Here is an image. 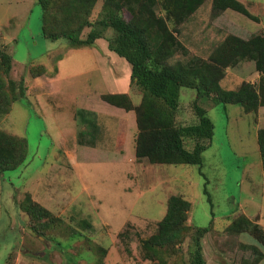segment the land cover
I'll use <instances>...</instances> for the list:
<instances>
[{"label":"rangeland","instance_id":"obj_1","mask_svg":"<svg viewBox=\"0 0 264 264\" xmlns=\"http://www.w3.org/2000/svg\"><path fill=\"white\" fill-rule=\"evenodd\" d=\"M12 2V7L22 3ZM0 3L5 4V0ZM203 4L206 6L202 19L198 20L206 23L208 16H213L212 1ZM101 5L102 0H98L90 20L98 16ZM17 11L11 25L0 27V47L12 56L10 78L23 83L25 97L12 104L10 112L0 121V129L24 138L27 153L21 165L0 176V264H151L142 258L140 240L155 232L171 195L182 197L190 207L186 221L189 230L181 245L175 247V253L166 258L168 264L189 263L197 228H208V233L200 239L206 264L256 262L260 252L264 254L257 241L264 242L261 234L264 229L258 223L260 220L264 223V212L257 214L250 202L242 206L251 196L242 180L246 165H257L259 154L250 133H245L246 145L237 142L223 112L225 105L214 104L209 113L214 134L202 153L200 168L136 160L133 148H124V142L120 144L123 135L121 130L117 131L116 123L125 111L119 112L120 116L117 108L102 99L110 94L115 81L120 90L129 85L130 65L122 59L118 61L120 58L114 53L99 58L89 47L75 49L64 39L44 38L41 8L37 3L30 2L29 10ZM228 11L231 21L236 23L222 26L224 30L217 27V46L226 38L222 39L227 34L225 28L249 35L248 38L264 34L254 31L252 19ZM155 13L163 16L158 7ZM237 18L247 27H237L241 25ZM222 19L227 21L229 17ZM192 30V41L200 37L207 39L209 36L205 34H210L202 31L201 35L200 28L194 33ZM87 31L88 28L82 32V37ZM106 35L112 36V32ZM176 40L180 43L177 37ZM184 51L175 54L169 62H187L191 54L185 48ZM40 65L45 70L39 75ZM220 84L228 90L236 87L235 83L224 80ZM180 92L178 123L192 124L190 103L196 92L191 89ZM129 94L137 105L140 91L133 86ZM206 101L203 99L201 105ZM81 110L89 121L100 124L97 130L90 129L96 135L94 149L78 147L83 126L79 124L77 111ZM230 120L234 124L237 116L231 114ZM128 127L129 135L134 134V142L137 133L134 121ZM186 146L189 148L190 143ZM253 172L257 174V166ZM260 190L264 191V185ZM26 193L60 221L47 230L45 237L30 229L29 217L19 208ZM258 202L264 208V199ZM73 231L79 234L71 236Z\"/></svg>","mask_w":264,"mask_h":264},{"label":"trees","instance_id":"obj_2","mask_svg":"<svg viewBox=\"0 0 264 264\" xmlns=\"http://www.w3.org/2000/svg\"><path fill=\"white\" fill-rule=\"evenodd\" d=\"M97 1L37 0L42 14L41 34L52 41L64 39L70 48L75 49L93 47L96 40L103 39L110 52L130 65V87L140 91L139 103L133 104L131 97L125 93L106 94L102 99L111 106L134 112L136 160H146L151 164L196 165L200 168L202 153L209 147L214 134V125L201 100L238 105L247 114H255L260 106H264V34L248 39L227 35L207 59L191 57L187 62L170 63L169 59L175 54L185 52L174 36L177 27L206 0H102L98 16L90 20ZM211 1L213 16L233 10L257 20L237 0ZM155 7L163 13L162 17L156 15ZM169 25L172 27L169 28ZM86 28L88 31L82 37ZM109 31L112 36L106 35ZM242 61L254 62L255 70L261 75L259 83L242 82L235 90H224L220 81L225 76V69ZM11 69L12 56L0 47V121L10 112L13 103L25 97L23 83L10 78ZM44 70L40 65L39 75ZM183 88L196 92L190 103L192 124L178 123L180 91ZM77 117L83 126L79 144L94 145L96 135L91 134L90 129L97 130V124L89 121L82 110L77 111ZM187 143H190L189 148ZM257 144L264 174V128L257 133ZM26 153L24 138L0 129V176L21 165ZM204 194L212 206L206 189ZM189 207L190 203L182 197L171 195L168 198L165 215L157 223L155 232L149 238L140 240L144 260L151 264H168L166 258L175 253V247L181 245L189 230L186 225ZM19 208L29 217L30 229L39 236L45 237L47 230L60 222L28 193L19 203ZM84 224L89 226L87 222ZM206 232L208 228L196 229L188 264H206L200 243ZM76 234L79 233L73 231L71 236ZM123 234L120 233L119 237ZM261 234L264 235V232L261 231ZM257 241L264 249V242ZM56 245L60 246V242ZM263 256L260 252L258 260L252 264H258Z\"/></svg>","mask_w":264,"mask_h":264},{"label":"crops","instance_id":"obj_3","mask_svg":"<svg viewBox=\"0 0 264 264\" xmlns=\"http://www.w3.org/2000/svg\"><path fill=\"white\" fill-rule=\"evenodd\" d=\"M21 1L23 4L20 3L21 5H18L17 7H12V5H13L12 0H5V4L0 3V27L11 25L12 21H15L14 18H16V15H18L17 10H24V9L29 10V3L30 2L32 5H35L37 3V0H21ZM239 1L243 5H245V7L247 8L248 11L249 10L251 11V9L257 10V12H255V13L251 12L252 15L257 17V21H252V20H250V21L255 24L256 29L254 31H256V32L260 31L261 33H264V0H239ZM206 4H202L191 16H189V18L186 19L185 22H183L181 25H179L177 27L176 32L174 33V35L177 37V39L180 41V43L186 49L187 53L191 54V57H199V58L207 59L210 56V54L212 53V51L214 50V48L217 47V42H215V40H217V38H218L217 32H219L217 27L221 28L220 30H224L223 27L231 26V25H229V23H231V24L236 23V22L231 21L232 17L230 14H228V12H231V11H228V10L221 13V15H216V16L210 15V16H208L206 23L201 22L200 20H198V18L202 19L201 14L203 13V10H204V7L206 6ZM11 10H16V12H11ZM226 16L229 17V20L224 21L222 18H224ZM235 20L241 22L240 23L241 25L236 24L237 27L238 26L247 27L244 24V22L239 20L238 18ZM197 28H200L199 33H201V35H203L202 31H203V33L204 32L206 33V31L209 32L210 34H205V36H209V37L207 39L200 37V39H196V40L194 39V41H192L191 37L193 35L191 33V30L193 29L192 32L194 33V31ZM225 31L227 32V34L222 39H224L229 34L236 35L242 39H247L249 36V35L243 36L237 32L233 33V32L227 31L226 28H225ZM247 33L250 34V32H247ZM99 44H101V45H99ZM97 46L99 47V49L97 48ZM89 48L94 50L92 52H94V54H96V56H98L99 58H101L103 55L113 56V55H111L112 52H110L107 49V43L103 39L96 40L95 45L93 47H89ZM119 60H120V62H122L121 59H118V61ZM130 74H131V68H130ZM260 77H261V75L259 72H257L255 70L254 63L252 61H242L233 67L226 68L225 69V76L220 81V83L223 80L229 82L230 84L235 83L236 87L233 89V90H235V89H237V87L240 86V84L242 82L250 83L253 85L258 84ZM110 78H113L112 75L110 76ZM114 85H115L114 87L109 89L110 93H112V94L113 93H126L130 96V94H129V93H131L130 81H129V85L126 86L125 88L122 87L123 89H121V90L118 89L121 87L118 86L116 81H115ZM220 86H221V84H220ZM221 87L223 88V86H221ZM183 89H185V88H183ZM223 89L230 91V90L225 89V88H223ZM180 96H181V92H180ZM200 102H201V104H203V100H201ZM214 106H215L214 103H212L211 101H208V100L206 101V103H204L203 107L206 109L208 117H209L210 111L212 109H214ZM88 109H90V108H88ZM116 110H118V112H117L118 114H119V112L125 111V110L120 109V108H117ZM125 112H124V114H128V113L129 114L132 113V114H130V115H124L123 114V117L121 116V113L119 114L121 116V118L116 123L117 124V131L121 130L120 132L123 135V141L120 144L123 145L122 143L124 142V148H126L127 146H129V147L131 146L133 148V154H134V142L132 139L134 134H132V132H130V135H129V132H128L129 127L128 126L129 125L132 126V121H134V126H135V129L137 130L136 123H135V115H134L133 111H125ZM223 112H224V115L226 116V118L228 120V126L230 124L232 131L234 133H236L234 135H236V137L238 139V141H237L238 143H241L242 145L243 144L246 145V143L243 141V139H245V137H246L245 133H250L251 134L250 138L257 145V150H258V154H259V159L257 161V165L255 163H248L246 165L247 167H245V170L243 173L242 185H245L244 189L251 192V196L248 199H245L244 202H242V203H244L242 206H245L246 203L250 202L249 206L252 205L253 208H255V211L257 212V214L259 213L260 215H262V212H264V208H262V206H260L258 204L259 203L258 201H261L262 199H264V191L260 190V187L262 185H264V174H263V170H262L261 158H260L259 148H258V144H257V133L260 129L264 128V106H260L255 114L254 113L247 114L243 111V109L240 106L229 104V105H227V106L225 105L223 107ZM231 114L237 116V122H235L234 124L231 123V120H230ZM97 124L100 125L99 122ZM228 129H229V127H228ZM78 147L79 148L94 149V145H90V144H78ZM103 152L108 153V151H103ZM256 166L258 168L257 174H255V172H253L254 168ZM256 177L262 178L263 181L261 183L256 181V179H255ZM254 195L256 196V198L254 197ZM257 214H255V215H257ZM258 223L264 229V223L262 224L261 220ZM263 258H264V256H263ZM261 262H264V259Z\"/></svg>","mask_w":264,"mask_h":264}]
</instances>
